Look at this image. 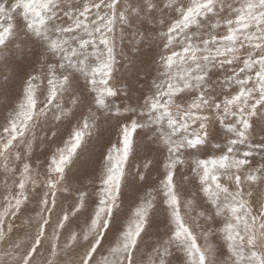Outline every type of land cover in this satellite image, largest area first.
Returning <instances> with one entry per match:
<instances>
[{"label": "snow or ice", "instance_id": "obj_1", "mask_svg": "<svg viewBox=\"0 0 264 264\" xmlns=\"http://www.w3.org/2000/svg\"><path fill=\"white\" fill-rule=\"evenodd\" d=\"M0 264H264V0H0Z\"/></svg>", "mask_w": 264, "mask_h": 264}]
</instances>
